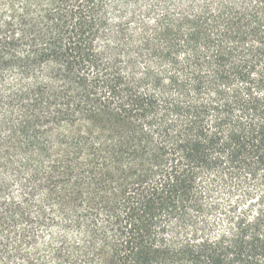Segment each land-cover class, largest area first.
<instances>
[{
  "label": "trees",
  "instance_id": "obj_1",
  "mask_svg": "<svg viewBox=\"0 0 264 264\" xmlns=\"http://www.w3.org/2000/svg\"><path fill=\"white\" fill-rule=\"evenodd\" d=\"M0 264H264V0H0Z\"/></svg>",
  "mask_w": 264,
  "mask_h": 264
}]
</instances>
